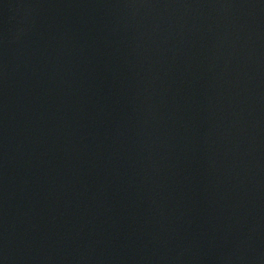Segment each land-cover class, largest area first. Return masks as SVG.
<instances>
[{
    "label": "water",
    "instance_id": "1",
    "mask_svg": "<svg viewBox=\"0 0 264 264\" xmlns=\"http://www.w3.org/2000/svg\"><path fill=\"white\" fill-rule=\"evenodd\" d=\"M0 264H264V0H0Z\"/></svg>",
    "mask_w": 264,
    "mask_h": 264
}]
</instances>
